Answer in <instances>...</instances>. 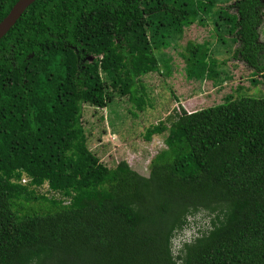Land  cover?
I'll return each mask as SVG.
<instances>
[{
  "label": "trees",
  "instance_id": "trees-1",
  "mask_svg": "<svg viewBox=\"0 0 264 264\" xmlns=\"http://www.w3.org/2000/svg\"><path fill=\"white\" fill-rule=\"evenodd\" d=\"M17 1L0 0V22ZM217 1L37 0L0 40V264H174L170 237L201 210L215 217L184 264H264V96L181 110L150 128L148 140L166 136L147 176L66 149L84 105L118 97L144 110L141 79L161 73L155 51L203 24L200 13L219 16L234 58L264 80V1L226 0L232 13ZM207 51L189 46L191 77L202 79ZM44 184L59 197L37 195Z\"/></svg>",
  "mask_w": 264,
  "mask_h": 264
},
{
  "label": "rangeland",
  "instance_id": "rangeland-1",
  "mask_svg": "<svg viewBox=\"0 0 264 264\" xmlns=\"http://www.w3.org/2000/svg\"><path fill=\"white\" fill-rule=\"evenodd\" d=\"M216 4L227 9L228 13L234 12L233 1L218 0ZM200 15L203 24L194 22L183 27L181 33L173 34L166 46L162 45L155 51L161 73L149 74L141 79L146 95L144 110L137 113L128 100L118 97H114L102 109L86 104L83 106L78 138L76 142L67 144L66 149L84 148L91 153L94 162L108 168L125 161L131 169L147 176L151 159L165 148L166 136V132L156 133L148 140L146 136L150 128L160 123L163 128L169 127L170 117L181 110L191 113L239 95L255 98L264 96V80L260 74L234 58L238 43L234 44L232 30L217 15ZM215 20L221 28H217ZM258 31L259 43L264 45V25ZM205 43L208 45L204 60L206 71L202 79L191 77L186 70L188 48ZM213 60L217 62L218 73L214 80L208 77ZM84 62L94 64L95 57L86 55ZM130 110L136 112L137 116H133ZM82 180L89 184V178ZM27 183L29 181L25 177L21 179V184ZM35 192L48 198L52 195L59 197L49 193L46 184L36 188ZM214 217L207 211H198L188 218L184 229L199 230L203 235L211 229Z\"/></svg>",
  "mask_w": 264,
  "mask_h": 264
},
{
  "label": "clouds",
  "instance_id": "clouds-1",
  "mask_svg": "<svg viewBox=\"0 0 264 264\" xmlns=\"http://www.w3.org/2000/svg\"><path fill=\"white\" fill-rule=\"evenodd\" d=\"M201 238L199 230H177V234L170 237L169 252L174 259V264H184L188 249L193 247Z\"/></svg>",
  "mask_w": 264,
  "mask_h": 264
},
{
  "label": "water",
  "instance_id": "water-1",
  "mask_svg": "<svg viewBox=\"0 0 264 264\" xmlns=\"http://www.w3.org/2000/svg\"><path fill=\"white\" fill-rule=\"evenodd\" d=\"M37 0H18L0 22V40L10 31L25 10Z\"/></svg>",
  "mask_w": 264,
  "mask_h": 264
}]
</instances>
